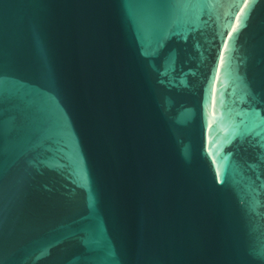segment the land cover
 Here are the masks:
<instances>
[{
  "label": "water",
  "instance_id": "obj_1",
  "mask_svg": "<svg viewBox=\"0 0 264 264\" xmlns=\"http://www.w3.org/2000/svg\"><path fill=\"white\" fill-rule=\"evenodd\" d=\"M0 264H264V0H0Z\"/></svg>",
  "mask_w": 264,
  "mask_h": 264
}]
</instances>
